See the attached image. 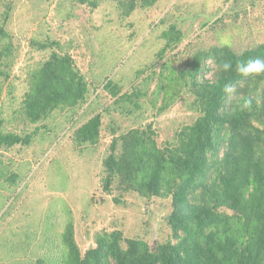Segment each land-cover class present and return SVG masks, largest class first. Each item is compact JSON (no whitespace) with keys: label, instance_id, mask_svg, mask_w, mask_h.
<instances>
[{"label":"rangeland","instance_id":"rangeland-1","mask_svg":"<svg viewBox=\"0 0 264 264\" xmlns=\"http://www.w3.org/2000/svg\"><path fill=\"white\" fill-rule=\"evenodd\" d=\"M0 24L14 54L1 85L0 132L30 136L28 145L0 150V264H59L68 225L81 254L95 247L96 234L114 230L151 251L173 243L170 198H142L119 188L117 178L105 192L103 160L113 140L120 154L118 139L134 128L151 125L160 147L173 143L197 113L184 91L159 110L164 76L214 44L240 52L264 43V0H160L128 17L110 0H0ZM170 26L182 37L161 53ZM44 44L52 45L40 50ZM52 52L71 57L87 84L85 101L31 123L22 114L24 95ZM205 66L208 79L211 61ZM96 115L98 140L78 143L77 129Z\"/></svg>","mask_w":264,"mask_h":264},{"label":"trees","instance_id":"trees-1","mask_svg":"<svg viewBox=\"0 0 264 264\" xmlns=\"http://www.w3.org/2000/svg\"><path fill=\"white\" fill-rule=\"evenodd\" d=\"M110 1L128 17L160 0ZM10 8L7 5L3 16ZM162 36L166 44L161 53L180 42L182 34L170 26ZM51 45H41L40 50ZM12 49L10 36L0 24V97L13 65ZM258 57L264 58V43L240 52L229 43L197 51L187 68L171 69L164 76L167 88L162 87L159 108L166 109L184 91L193 97L191 107L197 116L163 147L151 125L130 129L118 139L120 154L115 155L117 141L113 140L103 160L105 192L117 178L119 188L142 198H170L167 224L174 242L151 251L144 241L124 239L121 231L114 230L96 234L95 247L81 254L68 225L59 264H264V74L242 77L235 68L226 73L216 70L222 60L235 65L238 59ZM206 61L212 65L208 79L202 78ZM30 78L22 114L31 123L85 101L87 84L67 54L52 52ZM228 83L236 86L232 95L223 90ZM105 88L114 93L111 82ZM134 95L139 97L141 91ZM242 97L253 98L251 111L240 110ZM100 125V116H94L77 129L75 140L96 143ZM29 143L30 136L0 132V150Z\"/></svg>","mask_w":264,"mask_h":264},{"label":"clouds","instance_id":"clouds-1","mask_svg":"<svg viewBox=\"0 0 264 264\" xmlns=\"http://www.w3.org/2000/svg\"><path fill=\"white\" fill-rule=\"evenodd\" d=\"M235 68V71L242 77H249L252 75L264 74V58H255L242 60L238 59L233 64L231 60H222L216 64V70L221 73L230 72ZM224 92L227 95H232L236 92V86L234 84L228 83L224 85ZM260 103L259 100L256 101ZM253 105L252 97H242V103L240 104L241 111H251Z\"/></svg>","mask_w":264,"mask_h":264}]
</instances>
